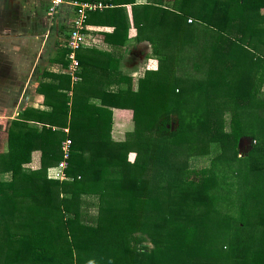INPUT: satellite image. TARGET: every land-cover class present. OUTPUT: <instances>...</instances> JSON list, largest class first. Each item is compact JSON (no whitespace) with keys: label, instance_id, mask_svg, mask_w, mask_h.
Listing matches in <instances>:
<instances>
[{"label":"trees","instance_id":"trees-1","mask_svg":"<svg viewBox=\"0 0 264 264\" xmlns=\"http://www.w3.org/2000/svg\"><path fill=\"white\" fill-rule=\"evenodd\" d=\"M111 1L105 39L128 45L130 4L134 41L152 44L157 67L84 98L67 71L50 86L59 97L40 131L26 130L38 131L39 168L0 154L11 174L0 180V264H264V0ZM76 58L85 79L88 60ZM92 98L132 111L126 138H104ZM171 113L175 131L155 136ZM243 136L257 142L239 157ZM65 138V178L51 177ZM200 156L209 165L195 181L189 160ZM234 209L247 232L238 250Z\"/></svg>","mask_w":264,"mask_h":264},{"label":"crops","instance_id":"crops-1","mask_svg":"<svg viewBox=\"0 0 264 264\" xmlns=\"http://www.w3.org/2000/svg\"><path fill=\"white\" fill-rule=\"evenodd\" d=\"M78 1L102 2L109 8L114 5L111 0ZM147 1L135 0V3L142 5ZM48 6L49 0H0V154L8 153L10 160H22L23 166H35V169L40 166V138L38 131L26 130L35 126L40 131L44 120L39 118H45L53 106L50 103L54 99L50 96L57 93L59 97L55 87L50 86H60L62 74L68 72L64 67L67 58L65 44L74 15L73 7L63 4L49 17ZM123 6L129 21V43L125 46L113 45L111 40L105 39V34L113 31L111 17L104 12L106 8L88 14L87 43L78 50L81 59L88 60L84 64L85 79L80 75L76 80L70 78V85L79 82L81 87L76 94L81 98L90 96V89L94 88L116 90L115 79L119 80L120 74L130 77L125 73L130 70L125 54L146 50L147 40L134 41L137 30L131 20V5ZM78 69L80 71V66ZM90 70L92 73L88 74ZM72 92L67 91L69 96L73 95ZM91 100L96 102L95 110L101 116L103 112L117 109L100 103L98 99ZM67 130L64 128V132ZM26 158L29 161H23ZM52 170L58 171L54 166L48 169V174ZM2 173L11 176L10 171H0V180L10 179L2 178Z\"/></svg>","mask_w":264,"mask_h":264},{"label":"rangeland","instance_id":"rangeland-1","mask_svg":"<svg viewBox=\"0 0 264 264\" xmlns=\"http://www.w3.org/2000/svg\"><path fill=\"white\" fill-rule=\"evenodd\" d=\"M172 0H163V2H171ZM173 5V1L171 2ZM264 12V11H263ZM168 32V36H169ZM167 35L166 32H164V36L165 37ZM147 47L144 48L146 50L141 51L138 53H132L129 55L125 54V57L128 58L127 62V67H129L130 70H125L127 74L130 75L131 80H132V84L135 87L136 86V81L137 78H140L144 75L145 71L148 69H155L157 67L158 61L156 60V58H153L151 54V49H152V44L149 42L147 45ZM173 49V47H172ZM124 57V58H125ZM88 74L92 73V70L88 71ZM93 75V74H92ZM95 79H90V81L95 82ZM77 82V81H76ZM257 86H255L256 88ZM259 90H264V82L258 86ZM231 116V112H225V117L227 120H229ZM102 117L104 120V127H103V135L105 139H109V140H123L124 138L127 137V133L131 132V130L134 127V123L132 120V111L128 108H117V109H112L111 111H108V113H102ZM178 116L177 114H169L167 116H163L162 118H160L158 120V125L159 127H155L153 131V133L155 134V136H164L167 137L169 135H171V133L173 131H175L177 125H178ZM227 128V127H226ZM244 139H247V143L244 144ZM241 140H243L241 142ZM256 141V140H255ZM254 140L248 138V137H241V139L239 140L238 143V150H239V157H244L250 150L252 147V144H255ZM134 157L133 153H130L128 155V158L130 160H132ZM190 165H191V169L190 172L188 174L189 179L192 180H200L201 177L203 176V170L207 169L208 165H209V157L208 156H200V157H196V158H190L189 160ZM33 169H35V166L32 167ZM37 168V167H36ZM51 174H49V176L53 177L55 176L53 173H55L53 170L50 172ZM3 176H1L2 178L5 177H11L8 173L4 174L2 173ZM242 190V189H241ZM242 191H238L237 195L240 194ZM240 196V195H239ZM238 203V199L235 202V205ZM238 204L235 206V209H237ZM234 209V210H235ZM223 210V207H222ZM97 211L96 208H90V212L95 213ZM233 213H235V221L232 222V227H236L239 226L240 230H235L233 235H234V240H235V245L237 246L235 249H240L242 247V244L246 241L247 239V232L245 229H243L244 225L242 222H240V215H237L238 211L235 210L233 211ZM239 222V223H238ZM3 225L2 221L0 220V226ZM242 229V230H241ZM143 243H147L148 242H143ZM241 246V247H240ZM150 248V247H149Z\"/></svg>","mask_w":264,"mask_h":264},{"label":"built area","instance_id":"built-area-1","mask_svg":"<svg viewBox=\"0 0 264 264\" xmlns=\"http://www.w3.org/2000/svg\"><path fill=\"white\" fill-rule=\"evenodd\" d=\"M68 4L73 7L74 15L71 18L70 28L68 32V37L65 46L68 48L69 52L67 54L68 67L67 70L71 74L73 80H76L79 64L76 58V52L87 43V37L85 30L87 28V17L88 14L95 11L103 10L107 8L108 5L102 2L94 1H78V0H49L48 15L52 17L58 8L63 5ZM190 21V19H188ZM70 144L71 140L69 138L64 139L61 142V154L62 158L55 166L58 171L54 173L55 176L60 179H64L63 170L67 166V160L70 154Z\"/></svg>","mask_w":264,"mask_h":264},{"label":"water","instance_id":"water-1","mask_svg":"<svg viewBox=\"0 0 264 264\" xmlns=\"http://www.w3.org/2000/svg\"><path fill=\"white\" fill-rule=\"evenodd\" d=\"M243 140H241V142H242ZM247 143V139H244V144H246Z\"/></svg>","mask_w":264,"mask_h":264},{"label":"bare ground","instance_id":"bare-ground-1","mask_svg":"<svg viewBox=\"0 0 264 264\" xmlns=\"http://www.w3.org/2000/svg\"><path fill=\"white\" fill-rule=\"evenodd\" d=\"M52 19V18H51Z\"/></svg>","mask_w":264,"mask_h":264}]
</instances>
